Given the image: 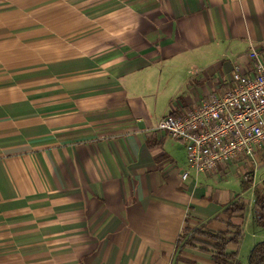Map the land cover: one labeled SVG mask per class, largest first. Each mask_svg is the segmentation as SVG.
<instances>
[{
	"label": "crops",
	"instance_id": "0c3cea01",
	"mask_svg": "<svg viewBox=\"0 0 264 264\" xmlns=\"http://www.w3.org/2000/svg\"><path fill=\"white\" fill-rule=\"evenodd\" d=\"M253 48L264 0H0V264H216L180 236L226 231L239 199L243 264L264 146L183 180L186 146L158 124Z\"/></svg>",
	"mask_w": 264,
	"mask_h": 264
},
{
	"label": "built area",
	"instance_id": "2783aa9c",
	"mask_svg": "<svg viewBox=\"0 0 264 264\" xmlns=\"http://www.w3.org/2000/svg\"><path fill=\"white\" fill-rule=\"evenodd\" d=\"M158 130L187 149L189 171L212 176L231 161L256 160L264 146V56L253 48L246 67L236 64L229 84L196 108L180 106L158 124Z\"/></svg>",
	"mask_w": 264,
	"mask_h": 264
},
{
	"label": "trees",
	"instance_id": "16d2710c",
	"mask_svg": "<svg viewBox=\"0 0 264 264\" xmlns=\"http://www.w3.org/2000/svg\"><path fill=\"white\" fill-rule=\"evenodd\" d=\"M248 185V183H246ZM249 207L242 200H236L226 206L223 211L229 217L227 230L213 231L208 224L203 223L194 228L190 223L183 229L179 243L182 248H192L209 254L216 264H241L239 254L229 251L231 244L239 245L244 237L243 225L232 223L233 218L244 220ZM254 222L258 227L264 228V191L257 189L253 204ZM248 264H264V240L258 242L248 256Z\"/></svg>",
	"mask_w": 264,
	"mask_h": 264
},
{
	"label": "rangeland",
	"instance_id": "374dc122",
	"mask_svg": "<svg viewBox=\"0 0 264 264\" xmlns=\"http://www.w3.org/2000/svg\"><path fill=\"white\" fill-rule=\"evenodd\" d=\"M160 108H162V107H160ZM256 177H257V180L260 182V180L264 177V169H259L258 170V172H257V175H256ZM239 179V178H238ZM236 177H232L231 178V181H234V182H238V181H240V180H238ZM253 234H254V231L251 229V231H249V234L247 233L246 234V236L248 235V237H247V241L250 239H252V236H253ZM242 259H241V261L243 262V264H248V259H246L245 257H241Z\"/></svg>",
	"mask_w": 264,
	"mask_h": 264
}]
</instances>
